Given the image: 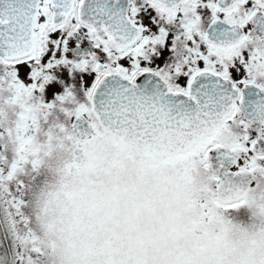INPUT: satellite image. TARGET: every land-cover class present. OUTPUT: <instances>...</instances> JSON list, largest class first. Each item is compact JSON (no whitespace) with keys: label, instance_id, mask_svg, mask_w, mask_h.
Listing matches in <instances>:
<instances>
[{"label":"snow or ice","instance_id":"1","mask_svg":"<svg viewBox=\"0 0 264 264\" xmlns=\"http://www.w3.org/2000/svg\"><path fill=\"white\" fill-rule=\"evenodd\" d=\"M0 264H264V0H0Z\"/></svg>","mask_w":264,"mask_h":264}]
</instances>
